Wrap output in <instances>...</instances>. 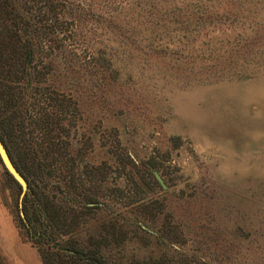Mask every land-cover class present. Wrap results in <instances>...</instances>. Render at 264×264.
<instances>
[{"label": "rangeland", "instance_id": "374dc122", "mask_svg": "<svg viewBox=\"0 0 264 264\" xmlns=\"http://www.w3.org/2000/svg\"><path fill=\"white\" fill-rule=\"evenodd\" d=\"M0 140L3 264H264V0H0Z\"/></svg>", "mask_w": 264, "mask_h": 264}, {"label": "water", "instance_id": "95a60500", "mask_svg": "<svg viewBox=\"0 0 264 264\" xmlns=\"http://www.w3.org/2000/svg\"><path fill=\"white\" fill-rule=\"evenodd\" d=\"M0 165L2 166L3 170L14 180V182L19 185L21 189V197H22L26 190V182L19 173V171L16 169L14 164L12 163L7 153V150L1 140H0ZM20 216L22 218L21 212H20Z\"/></svg>", "mask_w": 264, "mask_h": 264}, {"label": "trees", "instance_id": "16d2710c", "mask_svg": "<svg viewBox=\"0 0 264 264\" xmlns=\"http://www.w3.org/2000/svg\"><path fill=\"white\" fill-rule=\"evenodd\" d=\"M8 152V151H7ZM10 156V155H9ZM11 158V157H10ZM14 164V163H13ZM15 166V165H14ZM5 174H6V176H7V180L10 182V183H12V184H14L15 186H16V188L18 189V191H20V194H21V189H20V187H19V185L18 184H16L15 182H14V180L5 172ZM30 192L27 190L24 194H23V197H22V206H23V213H24V216H25V220H26V222H27V225H25L26 226V228H27V226L28 227H31V225H32V220H31V216L29 215V213H28V203L30 204L31 203V199L32 198H30ZM27 230V232L28 233H32V235H33V237L34 238H36V237H39L38 236V233H36L35 231H32V228H31V232L28 230V229H26ZM39 238H41V237H39ZM40 241V240H39ZM0 264H3V260H2V258L0 257Z\"/></svg>", "mask_w": 264, "mask_h": 264}]
</instances>
